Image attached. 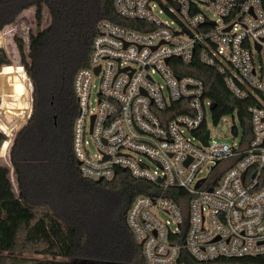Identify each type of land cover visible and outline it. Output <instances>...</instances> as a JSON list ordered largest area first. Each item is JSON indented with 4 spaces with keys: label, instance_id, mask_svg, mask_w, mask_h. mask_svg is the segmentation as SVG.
Instances as JSON below:
<instances>
[{
    "label": "built area",
    "instance_id": "obj_1",
    "mask_svg": "<svg viewBox=\"0 0 264 264\" xmlns=\"http://www.w3.org/2000/svg\"><path fill=\"white\" fill-rule=\"evenodd\" d=\"M113 3L144 29L100 21L89 65L75 74L73 150L81 175L112 180L124 170L147 183L149 194L136 197L126 215L145 264L264 255V3ZM178 60L215 68L235 98L250 101L249 132L243 129L239 143L211 137L213 101L201 79L176 73Z\"/></svg>",
    "mask_w": 264,
    "mask_h": 264
},
{
    "label": "trees",
    "instance_id": "obj_2",
    "mask_svg": "<svg viewBox=\"0 0 264 264\" xmlns=\"http://www.w3.org/2000/svg\"><path fill=\"white\" fill-rule=\"evenodd\" d=\"M113 2L0 0V30L30 7H35L38 24L43 21L45 9L50 16L47 26L38 25L30 31L32 63L27 60L23 39L15 38L21 63L34 86L32 115L29 118V113L23 121L15 117L16 122L22 123L19 130L26 125L18 130L10 149L18 193L13 189L10 168L0 164V252L50 257L27 259L25 264H145L141 246L127 226L126 215L136 197L149 194L147 183L133 179L124 170H118L112 180L87 179L80 173L73 150V127L78 113L73 82L76 72L89 65L98 23L109 20L144 29L139 26L140 21L119 15ZM32 11L23 12L9 27L24 15H32ZM3 64H9V59L0 50V67ZM14 67V62L5 65L0 74ZM175 70L178 75H192L204 82L206 96L216 103L215 122L236 112L244 131L249 132L250 101L235 98L215 68L199 60L191 64L178 60ZM5 139V134L0 133V141ZM106 193L115 199H102ZM114 201L122 203L121 208L117 205V212L109 207ZM104 223L115 224V237L100 229ZM9 259L0 255V264H17L16 259ZM185 259L187 264H264V255L207 261L186 255Z\"/></svg>",
    "mask_w": 264,
    "mask_h": 264
},
{
    "label": "rangeland",
    "instance_id": "obj_3",
    "mask_svg": "<svg viewBox=\"0 0 264 264\" xmlns=\"http://www.w3.org/2000/svg\"><path fill=\"white\" fill-rule=\"evenodd\" d=\"M32 9V15L30 13L24 15L20 22L9 27V25L15 23L20 18L23 12L26 10L30 11ZM204 11L209 16L214 17V12L210 8L204 7ZM162 17L164 18V16ZM49 21V12L47 9H45L43 21L38 24L35 19V7H30L23 10L13 23L0 30V50H3L4 54L9 59V64H3L0 67V70L3 68V66L11 65L13 62L15 65L11 71L0 74V133L5 134L6 136V139L0 143V164L10 168L11 181L13 183V189L16 193L19 192V189L17 177L11 163L10 149H12L11 146L13 144L14 138L19 132L18 130L22 123H19L18 120L16 122L15 117L18 116V118L23 121L25 118H27L29 113H31V106L33 105L31 98L33 97V93L31 92L32 82L28 75H26L27 68L21 63L20 51L16 44L15 38H22V34H25L26 32L30 33V31L36 29L38 25L43 28L49 24ZM22 39L25 43V39ZM24 48L28 60L29 57L27 56L26 47ZM156 79L160 80L159 77H156ZM99 81V76L93 77L91 87L92 97H96ZM207 128H209L211 131V137L219 142L239 143L243 134V127L236 112L221 116L217 122L214 121V118L210 113L207 117ZM90 150L92 153L97 151L93 142L90 143ZM144 160L150 166H154L146 158H144ZM207 171L208 169L206 168L205 172ZM111 196L113 199H115V197L109 193L104 194L102 199L110 202L112 199ZM111 204H109V207L111 206V208L116 212L119 210L120 206L122 207V203L120 205L119 203H115V201ZM117 205H119V207ZM158 215L162 218L167 217V215L162 212H158ZM108 220L109 219L105 221L108 222ZM114 225L115 224L112 225V223H104L103 227L100 229L107 232L110 236L114 235L115 237L114 233L116 230ZM0 255L8 256L10 258L9 262H12L14 259H16L15 261L17 264H25L26 262L24 260L27 259L50 258L49 256L38 255L30 252H0Z\"/></svg>",
    "mask_w": 264,
    "mask_h": 264
},
{
    "label": "water",
    "instance_id": "obj_4",
    "mask_svg": "<svg viewBox=\"0 0 264 264\" xmlns=\"http://www.w3.org/2000/svg\"><path fill=\"white\" fill-rule=\"evenodd\" d=\"M26 36H27V38H26ZM21 37L22 38H24L25 39V47H26V51H27V56L29 57V55H30V46H31V38H30V33H25V34H22L21 35ZM21 38V39H22ZM27 48H28V50H27ZM28 62L29 63H32V61H31V59H30V57L28 58ZM99 69H100V67H97L96 68V72L98 73L99 72ZM31 83V82H30ZM31 86H32V93H33V90H34V86H33V84L31 83ZM31 93V94H32ZM31 101L33 102V97L31 98ZM212 109H214L215 107H216V103L215 102H213L212 103ZM31 108H32V111H31V113H30V116H29V118L31 117V115H32V112H33V105L31 106ZM24 127V126H23ZM22 127V128H23ZM21 128V129H22ZM20 129V130H21ZM1 132V131H0ZM209 129H207L206 130V132H205V134L202 136V140H203V142L205 143V144H207L208 143V137H209ZM15 139H16V136H15ZM2 142V140L0 141V143ZM14 143H15V141H14ZM2 165V164H1ZM2 166H5V165H2ZM7 167V166H6ZM212 188H210V190H211Z\"/></svg>",
    "mask_w": 264,
    "mask_h": 264
},
{
    "label": "flooded vegetation",
    "instance_id": "obj_5",
    "mask_svg": "<svg viewBox=\"0 0 264 264\" xmlns=\"http://www.w3.org/2000/svg\"><path fill=\"white\" fill-rule=\"evenodd\" d=\"M27 121H28V120H27ZM26 123H27V122H26ZM25 125H26V124H25ZM25 125H24V126H25ZM19 131H20V130H19ZM16 136H17V135H16Z\"/></svg>",
    "mask_w": 264,
    "mask_h": 264
}]
</instances>
